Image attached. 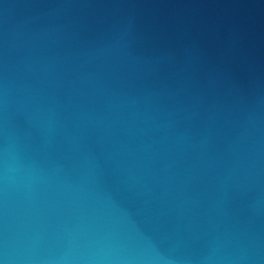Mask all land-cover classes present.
I'll list each match as a JSON object with an SVG mask.
<instances>
[{
    "label": "water",
    "instance_id": "1",
    "mask_svg": "<svg viewBox=\"0 0 264 264\" xmlns=\"http://www.w3.org/2000/svg\"><path fill=\"white\" fill-rule=\"evenodd\" d=\"M0 264H264V0H0Z\"/></svg>",
    "mask_w": 264,
    "mask_h": 264
}]
</instances>
